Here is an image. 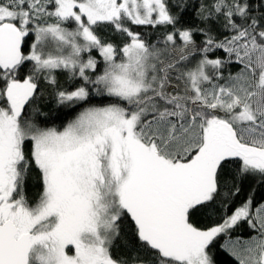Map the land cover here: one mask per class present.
I'll list each match as a JSON object with an SVG mask.
<instances>
[{"label": "snow or ice", "instance_id": "6c2138e0", "mask_svg": "<svg viewBox=\"0 0 264 264\" xmlns=\"http://www.w3.org/2000/svg\"><path fill=\"white\" fill-rule=\"evenodd\" d=\"M258 192L264 0H0V264H264Z\"/></svg>", "mask_w": 264, "mask_h": 264}, {"label": "trees", "instance_id": "16d2710c", "mask_svg": "<svg viewBox=\"0 0 264 264\" xmlns=\"http://www.w3.org/2000/svg\"><path fill=\"white\" fill-rule=\"evenodd\" d=\"M48 111L50 121L56 125H59L60 127H63V125L75 115V112H68L67 115H64L61 110L56 109L54 106ZM257 195L258 197H262L264 196V192H258Z\"/></svg>", "mask_w": 264, "mask_h": 264}]
</instances>
